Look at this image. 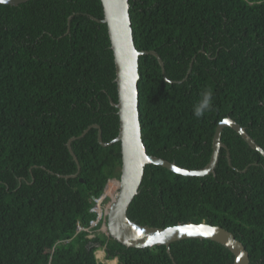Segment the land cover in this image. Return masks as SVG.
Wrapping results in <instances>:
<instances>
[{
	"label": "trees",
	"instance_id": "obj_1",
	"mask_svg": "<svg viewBox=\"0 0 264 264\" xmlns=\"http://www.w3.org/2000/svg\"><path fill=\"white\" fill-rule=\"evenodd\" d=\"M140 57L139 110L151 156L190 170L208 165L229 117L264 149V0H129ZM101 0L0 3V264H234L222 244L190 238L127 247L88 228L95 199L122 174L116 66ZM189 71H191L189 73ZM166 79L171 82L166 83ZM206 88L213 107L194 105ZM213 174L150 164L128 217L167 228L206 222L232 232L264 264V156L225 127ZM229 152V155L228 153ZM230 156V159H229ZM73 177V175H76ZM66 176H71L66 179ZM98 258L105 262L103 251ZM107 262V261H106Z\"/></svg>",
	"mask_w": 264,
	"mask_h": 264
},
{
	"label": "water",
	"instance_id": "obj_2",
	"mask_svg": "<svg viewBox=\"0 0 264 264\" xmlns=\"http://www.w3.org/2000/svg\"><path fill=\"white\" fill-rule=\"evenodd\" d=\"M29 0H0L1 4L17 6ZM104 8V18H90L108 26L111 46L116 66V82L118 88V103H112L117 109L120 118L118 136L109 143L104 142L102 129L99 125H92L79 137L69 140L68 148L77 162L78 157L72 149V142L86 136L92 128L99 130V142L103 146L115 143L121 144L122 174L119 180V192L112 203L108 216L107 226L110 236L127 247L146 248L165 245L170 250L173 242L198 238L218 242L228 248L235 257L234 264H251L250 254L244 244L229 230L206 222H188L167 228L139 225L128 217V210L139 194L145 168L154 164L167 168L183 176L205 177L213 172L219 161L222 148L228 147L222 142V133L225 127L235 130L253 149L264 156V149L249 135L247 130L232 118H225L216 128L213 138V152L206 167L200 170H190L168 160L148 154L143 141L142 125L139 110V80L140 57L143 55L155 56L164 71V62L155 51H139L135 46L134 32L130 15L129 0H101ZM191 71H189L190 73ZM170 81L169 79H166ZM172 83V81H170ZM179 169L180 171H177ZM73 175V177H76ZM71 176H66V179ZM108 188V186H107ZM192 233V234H189Z\"/></svg>",
	"mask_w": 264,
	"mask_h": 264
},
{
	"label": "clouds",
	"instance_id": "obj_3",
	"mask_svg": "<svg viewBox=\"0 0 264 264\" xmlns=\"http://www.w3.org/2000/svg\"><path fill=\"white\" fill-rule=\"evenodd\" d=\"M167 82H170V81H166V83ZM212 101H213V91H212V89L211 88H206L205 90H204V92L201 94V99L198 101V103H196L195 105H194V109H193V114H194V116L197 118V119H199V118H202L204 115H205V113H207V112H210L211 110H212V107H213V103H212ZM229 159H230V156H229ZM173 172V171H172ZM175 173V172H174ZM178 174V173H177ZM213 174V173H212ZM211 175V174H210ZM121 179V178H120ZM113 181L114 180H117V179H112ZM111 181V180H110ZM109 181V182H110ZM118 182H119V180H117ZM107 186H109V183H108V185ZM106 190H107V187H106V189H105V192L102 194V196H100V197H103L104 195L105 196H108L107 197V201L110 203V207H111V205H112V198L106 193ZM99 197V198H100ZM95 206V205H94ZM110 207H109V209H110ZM94 208V207H93ZM108 212H109V210H108ZM108 216V215H107ZM95 219V218H94ZM94 219H92V220H94ZM90 226V225H89ZM106 226H107V222H106ZM100 230V229H99ZM102 232H104V231H102ZM105 233V235L107 236V237H109V238H112L111 236H110V233H109V230H108V226H107V232H104ZM102 250L103 252H105L104 254H105V257L107 258V256H106V254H107V252H106V246H102V247H99L97 250ZM96 250V251H97ZM95 254H96V252H95ZM97 258V257H96ZM106 260H110V259H106ZM111 260H115V261H117V263H118V259L117 258H115V259H111ZM116 263V264H117Z\"/></svg>",
	"mask_w": 264,
	"mask_h": 264
},
{
	"label": "built area",
	"instance_id": "obj_4",
	"mask_svg": "<svg viewBox=\"0 0 264 264\" xmlns=\"http://www.w3.org/2000/svg\"><path fill=\"white\" fill-rule=\"evenodd\" d=\"M108 196H103L95 199V206L92 208V212L96 214V218L90 222V226L85 228L81 225L78 226V231H92L101 230L107 232V215L110 207V203L107 201Z\"/></svg>",
	"mask_w": 264,
	"mask_h": 264
},
{
	"label": "rangeland",
	"instance_id": "obj_5",
	"mask_svg": "<svg viewBox=\"0 0 264 264\" xmlns=\"http://www.w3.org/2000/svg\"><path fill=\"white\" fill-rule=\"evenodd\" d=\"M116 182H117V186L116 187H114V189H116V190H119V182L116 180ZM110 183V182H109ZM106 193L108 194V193H110V191L109 190H106ZM100 250V249H99ZM99 250H97L96 251V257H97V260H98V262L100 263V264H116L117 263V261H115V260H106L105 262H103V261H101V259L100 258H98V255H97V252L99 251ZM102 251V250H101ZM105 253V252H104ZM107 259V258H106Z\"/></svg>",
	"mask_w": 264,
	"mask_h": 264
},
{
	"label": "bare ground",
	"instance_id": "obj_6",
	"mask_svg": "<svg viewBox=\"0 0 264 264\" xmlns=\"http://www.w3.org/2000/svg\"><path fill=\"white\" fill-rule=\"evenodd\" d=\"M111 183H112V182H111ZM111 183H110V184H111ZM110 184H109V185H110ZM118 192H119V190H118ZM118 192H117V194H118ZM116 196H117V195H116ZM115 198H116V197H115ZM115 198H114V200H115ZM114 200L112 199V202H114ZM135 223H136V222H135ZM151 248H152V247H151Z\"/></svg>",
	"mask_w": 264,
	"mask_h": 264
},
{
	"label": "snow or ice",
	"instance_id": "obj_7",
	"mask_svg": "<svg viewBox=\"0 0 264 264\" xmlns=\"http://www.w3.org/2000/svg\"><path fill=\"white\" fill-rule=\"evenodd\" d=\"M177 171H180L179 169H177ZM189 234H192V233H189Z\"/></svg>",
	"mask_w": 264,
	"mask_h": 264
},
{
	"label": "flooded vegetation",
	"instance_id": "obj_8",
	"mask_svg": "<svg viewBox=\"0 0 264 264\" xmlns=\"http://www.w3.org/2000/svg\"><path fill=\"white\" fill-rule=\"evenodd\" d=\"M228 153V155H229V152H227Z\"/></svg>",
	"mask_w": 264,
	"mask_h": 264
}]
</instances>
